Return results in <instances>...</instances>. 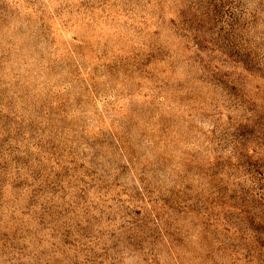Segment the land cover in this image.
Masks as SVG:
<instances>
[{"label": "clouds", "instance_id": "clouds-1", "mask_svg": "<svg viewBox=\"0 0 264 264\" xmlns=\"http://www.w3.org/2000/svg\"><path fill=\"white\" fill-rule=\"evenodd\" d=\"M0 264H264V0H0Z\"/></svg>", "mask_w": 264, "mask_h": 264}]
</instances>
